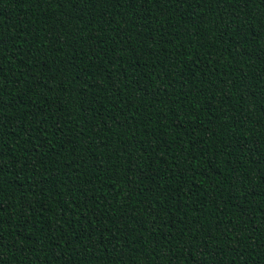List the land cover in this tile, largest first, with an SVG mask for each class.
<instances>
[{
  "label": "trees",
  "instance_id": "trees-1",
  "mask_svg": "<svg viewBox=\"0 0 264 264\" xmlns=\"http://www.w3.org/2000/svg\"><path fill=\"white\" fill-rule=\"evenodd\" d=\"M0 264H264V0H0Z\"/></svg>",
  "mask_w": 264,
  "mask_h": 264
}]
</instances>
